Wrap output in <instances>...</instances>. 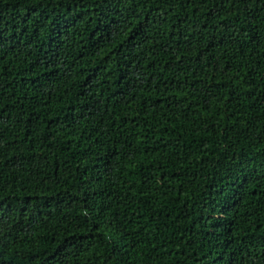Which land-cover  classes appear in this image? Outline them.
<instances>
[{
    "label": "trees",
    "instance_id": "obj_1",
    "mask_svg": "<svg viewBox=\"0 0 264 264\" xmlns=\"http://www.w3.org/2000/svg\"><path fill=\"white\" fill-rule=\"evenodd\" d=\"M0 264H264V0H0Z\"/></svg>",
    "mask_w": 264,
    "mask_h": 264
}]
</instances>
